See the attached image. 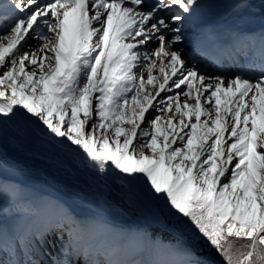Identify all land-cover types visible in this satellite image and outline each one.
Listing matches in <instances>:
<instances>
[{
    "label": "snow or ice",
    "instance_id": "6c2138e0",
    "mask_svg": "<svg viewBox=\"0 0 264 264\" xmlns=\"http://www.w3.org/2000/svg\"><path fill=\"white\" fill-rule=\"evenodd\" d=\"M214 7L0 0V138L11 128L61 146L91 172L104 207L129 217L151 205L175 241L154 240L150 225L131 234L107 220L86 225L0 181V264H80L82 255L84 264H264V31L258 71L253 58L232 75L217 58L210 72L194 37ZM228 16L264 23V0H236ZM233 35L242 44L250 34ZM92 230L157 258H119L122 245L97 258L80 243ZM57 241L42 260L40 249ZM201 245L219 259L202 256Z\"/></svg>",
    "mask_w": 264,
    "mask_h": 264
},
{
    "label": "bare ground",
    "instance_id": "6f19581e",
    "mask_svg": "<svg viewBox=\"0 0 264 264\" xmlns=\"http://www.w3.org/2000/svg\"><path fill=\"white\" fill-rule=\"evenodd\" d=\"M217 13H222L223 15L226 13L224 10H222L219 7H214L209 14L204 17L207 23H210L214 17L217 15ZM249 27H252L254 29H259L258 33L256 35H253L252 38L248 39H255V54L258 56V49H259V34L264 31V23L260 21L259 18L255 19L251 23H245ZM245 39L243 40V42ZM35 43V41H34ZM212 43V42H211ZM252 46V44H246ZM232 48V47H231ZM230 48V50H231ZM233 51L239 52L237 49L238 47L232 48ZM204 52V51H201ZM202 54V53H200ZM255 56V57H256ZM210 67L213 68V65H211L210 62H208ZM43 145H45V142L42 139H38L36 137H33L31 135H28L26 133H22L19 131H13L11 128L4 134L2 138H0V152L5 154V159L0 158V180L3 182L9 184L11 181L15 184L19 182L23 183L26 181L30 184V186L26 187L24 189L27 198L32 199L31 197L34 196V201L31 200L35 204L39 205H45L48 202L51 203H59L62 204L64 207L69 204L67 201H63L60 197H56L55 199L52 196H43V194L39 193L35 188L40 185V180L42 178V175L44 173L45 178H51V179H61L62 175L65 178L72 177L71 181L74 182L72 184L73 188L77 189H93L92 184V174L88 170L82 167L81 163L76 161V163H67L65 158H61L56 156V154H52L51 149L48 148L46 145L45 150H43ZM48 150V151H47ZM30 155L37 156V159H33V157H30ZM29 157V158H28ZM35 158V157H34ZM20 166H22L23 170L26 171V173H19V171H13L17 170ZM19 168V169H22ZM11 169V170H10ZM32 172V173H31ZM40 172V173H37ZM11 185H13L11 183ZM32 186V187H31ZM34 187V188H33ZM71 187V186H70ZM40 197H45L42 199H39ZM96 218L91 219L89 221V224L95 220H108L106 217L100 214H96ZM134 221L135 225H150L151 227L161 228L162 226L158 221L155 214H153V207L151 205L144 206L141 210H138L135 214L130 216ZM165 224V223H164ZM87 225V224H86ZM114 227H117L121 230L124 229V227L115 225ZM150 227V228H151ZM125 230V229H124ZM123 230V231H124ZM98 231H102V235L104 236V239L110 237L112 240H116V237L109 232H105L103 230H92L87 231L89 233H85L83 239L80 241L82 246H90L89 248H93L94 250H100L101 253H110L111 250L114 247H117L118 245H123L122 252L126 251L127 248H129L128 245L129 242L125 243V241H110L114 244H108L107 247L101 248L102 243H99V240L94 241L96 234ZM91 233H93L91 235ZM85 239V241H84ZM86 244V245H85ZM127 247V248H126ZM124 250V251H123ZM115 258V257H114ZM119 258H125V257H119ZM157 258L155 255L154 250L151 248H148L143 252V254L135 259H144V260H150Z\"/></svg>",
    "mask_w": 264,
    "mask_h": 264
},
{
    "label": "rangeland",
    "instance_id": "374dc122",
    "mask_svg": "<svg viewBox=\"0 0 264 264\" xmlns=\"http://www.w3.org/2000/svg\"><path fill=\"white\" fill-rule=\"evenodd\" d=\"M42 140L45 142V145H43V150H45V147L47 145L48 148H52L51 151L49 152H51L54 155L56 154V156L61 157L62 159L65 158L67 163H72V162L76 163V161H78V158L74 154L69 153L66 149H63L61 146H58L54 142H51L47 139H42ZM30 157H33V159H37L36 155L34 156L30 155ZM0 158L5 159V154L4 153L2 154L0 152ZM19 168H22V166H20ZM19 168L17 170H14V169L12 170L14 172L19 171V173H23V172L26 173V171H24L25 169L23 170V168L22 169H19ZM37 173H40V172H37ZM71 178L72 177H69V179L65 178L63 175L61 179L45 178L44 173H43L42 178L40 180V185L37 186L35 189L41 193L51 194L53 196L60 197L65 202L66 201L69 202L71 204L70 206L74 208L75 210H78L81 216L92 217V216H96L97 213L100 215H103L104 217L108 219L107 221H109L113 226L119 225V226L124 227L125 230L124 229L123 230L127 233H132L138 227V225L136 226L134 224L135 221L130 216L124 217L118 221H114L112 217H121L118 215L115 209L104 207L100 203V201L96 199L93 189L87 190V189L73 188L72 184L75 181L72 182ZM11 183L13 185H18L22 187L23 189H26V187L30 186V184L27 183L26 181H24L23 183L19 182L20 184L18 183L14 184L12 181ZM11 183H9L8 185L11 186ZM156 205L159 208H162L161 204L157 203ZM162 214L165 218L166 217L169 218L166 213L162 212ZM73 215L76 216L74 213ZM149 232L154 240H157L163 244H169L163 241L162 238L156 237L152 231H149Z\"/></svg>",
    "mask_w": 264,
    "mask_h": 264
},
{
    "label": "trees",
    "instance_id": "16d2710c",
    "mask_svg": "<svg viewBox=\"0 0 264 264\" xmlns=\"http://www.w3.org/2000/svg\"><path fill=\"white\" fill-rule=\"evenodd\" d=\"M165 236H167L169 239H173V237L171 235L165 234ZM184 236L187 238L188 234L184 233ZM201 255H203L206 258H209L211 260H218L219 258L215 255L214 252H209L207 250L206 245H201Z\"/></svg>",
    "mask_w": 264,
    "mask_h": 264
}]
</instances>
